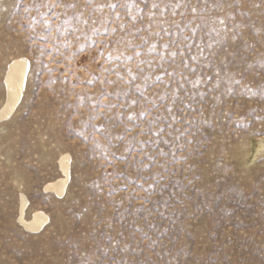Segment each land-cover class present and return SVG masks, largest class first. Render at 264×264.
<instances>
[{"label":"rangeland","instance_id":"374dc122","mask_svg":"<svg viewBox=\"0 0 264 264\" xmlns=\"http://www.w3.org/2000/svg\"><path fill=\"white\" fill-rule=\"evenodd\" d=\"M21 56L0 264H264V0L1 1L0 110Z\"/></svg>","mask_w":264,"mask_h":264},{"label":"bare ground","instance_id":"6f19581e","mask_svg":"<svg viewBox=\"0 0 264 264\" xmlns=\"http://www.w3.org/2000/svg\"><path fill=\"white\" fill-rule=\"evenodd\" d=\"M5 1V0H0ZM31 64L27 58L17 57L9 65L6 76L7 99L0 110V120L10 115L17 104L22 99L24 89L27 84L28 72ZM70 159L69 155H63L60 160V168L62 174L52 182H49L46 189L54 191L58 195H62L66 191V185L70 179ZM28 200L24 195L21 198V215L19 221L24 227L32 232L40 231L50 220L49 215L42 210H35L32 217L27 218L25 208Z\"/></svg>","mask_w":264,"mask_h":264},{"label":"snow or ice","instance_id":"6c2138e0","mask_svg":"<svg viewBox=\"0 0 264 264\" xmlns=\"http://www.w3.org/2000/svg\"><path fill=\"white\" fill-rule=\"evenodd\" d=\"M145 3H147V0H145ZM111 7H115V5H111ZM152 7L153 8H157V7H159V5L156 4V3H153L152 4ZM221 23H223V21H221ZM201 51H202V49H201ZM173 55H175V53H173ZM192 58L194 59V57H192ZM208 79H212V77H208ZM216 79L219 80V73L218 72L216 73ZM215 87H218V84ZM166 111L172 113V115L169 117V119L175 120L178 123H183L185 121V119H186V117L184 115L177 116L176 113L171 108H166ZM158 119H163V117H159ZM167 127H170V125L165 126V127H159V128H157L155 130H153V129H148V130L141 129V131H140V133H138V135H145V136H147L148 135V132L155 131L156 132V135L157 136H160L162 138L164 136L165 132L167 131ZM148 138L149 139H153V141L156 142L154 137L149 136ZM158 154L159 153H157V156H158ZM140 158L142 159L143 158V155H141ZM116 178H119V174H117V177ZM141 186L143 187V185H141ZM126 187H127V185H125V188ZM111 191L112 190L110 189L109 194H111Z\"/></svg>","mask_w":264,"mask_h":264}]
</instances>
